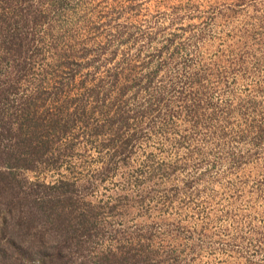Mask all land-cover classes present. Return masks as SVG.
Wrapping results in <instances>:
<instances>
[{
  "label": "rangeland",
  "instance_id": "obj_1",
  "mask_svg": "<svg viewBox=\"0 0 264 264\" xmlns=\"http://www.w3.org/2000/svg\"><path fill=\"white\" fill-rule=\"evenodd\" d=\"M65 5L62 15L60 8L49 10L50 21L74 35L80 64L72 66L78 69L73 84L88 79L84 89L69 86L67 93L63 86L65 99H80L109 71L130 66L140 86L119 81L131 87L119 105L140 106L151 91L162 100L132 120L136 142L127 160L101 149L100 138L70 135L63 144L75 142L73 154L58 169L39 166L22 176L51 185L67 179L77 183L79 199L119 205L97 212L103 234L92 253L144 245L158 251L162 264H264V144L254 147V134L246 129L252 120L264 126V0H66ZM51 57L35 65L21 88L35 86L53 64ZM51 68L43 82L47 91L70 78V70ZM150 73L154 78L146 89ZM182 92L201 97L203 108L212 102L222 109L220 121L211 126L187 120L186 101L176 99ZM93 100L84 101L88 115ZM241 101H254L255 109L242 108L247 111L242 114ZM240 154L242 165L235 169Z\"/></svg>",
  "mask_w": 264,
  "mask_h": 264
},
{
  "label": "trees",
  "instance_id": "obj_2",
  "mask_svg": "<svg viewBox=\"0 0 264 264\" xmlns=\"http://www.w3.org/2000/svg\"><path fill=\"white\" fill-rule=\"evenodd\" d=\"M65 2L0 0V264H162L165 260L157 259L158 251L145 249L144 245L110 247L92 253L93 244L96 245L103 234L96 216L101 215V209L112 210L119 205L107 208L81 200L77 196V183L67 179L51 185L33 183L22 176V171L36 170L39 166L58 169L66 156L73 154L75 142L72 141L74 146L63 144L70 135L75 139L80 136L100 138L101 149H112L115 155L128 159L136 142V134H130L132 120L142 119L162 100L160 92L151 91L147 101L140 106L119 105L122 103L119 100L131 88L119 81H131L130 86L136 88L140 86V79L132 75L130 66L109 71L106 80L100 79L83 92L82 100L62 96L65 93L63 86L69 93V86L70 90L74 86L84 89L88 80L84 77L78 85L73 84L78 69L72 66L80 64L72 45L74 35L58 25L55 17L56 25L50 21V9L60 8L57 13L61 15L68 11ZM81 50L80 58H83L85 48ZM48 54H51L53 64H46L47 68L40 73L41 78L36 80L34 87L21 88V81L30 78L35 65ZM111 60L112 57L108 59ZM51 66L71 71L68 82L60 83L55 92L53 88L47 91L43 85L44 79H49L47 71L52 70ZM94 74L92 78H95ZM153 78V73L147 75L144 88L149 89ZM87 97H92L95 102L89 110L90 115L84 103ZM176 99L182 104L186 101L182 108L187 120L194 124L198 121L211 125L222 116L219 113L224 112L212 102H206L203 108L199 96L182 92ZM78 101L71 109V104ZM238 107L244 114L247 111L242 108L255 109L254 101H241ZM212 108L214 110L208 113L207 110ZM230 111L233 112L231 108ZM100 118L102 121L98 120ZM256 122L252 120L246 129L248 134H254V147H259L264 144V126L257 127ZM77 128L80 129L78 132L75 131ZM240 158L241 154L233 168L242 165ZM151 176L158 177L157 174Z\"/></svg>",
  "mask_w": 264,
  "mask_h": 264
}]
</instances>
